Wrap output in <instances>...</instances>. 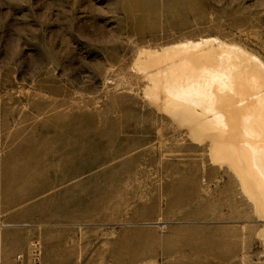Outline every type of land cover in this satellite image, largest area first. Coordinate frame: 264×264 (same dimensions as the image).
<instances>
[{"label": "rangeland", "instance_id": "obj_1", "mask_svg": "<svg viewBox=\"0 0 264 264\" xmlns=\"http://www.w3.org/2000/svg\"><path fill=\"white\" fill-rule=\"evenodd\" d=\"M0 112L61 140L38 160L101 170L85 185L101 227L43 222L40 264H166L201 224L264 264V0H0ZM9 233L5 264L35 235Z\"/></svg>", "mask_w": 264, "mask_h": 264}, {"label": "crops", "instance_id": "obj_2", "mask_svg": "<svg viewBox=\"0 0 264 264\" xmlns=\"http://www.w3.org/2000/svg\"><path fill=\"white\" fill-rule=\"evenodd\" d=\"M20 115L26 114L22 112ZM13 116V112H0V120L25 117ZM8 127L10 132L0 135V224L30 223L39 227H0V259L8 257L11 252L13 242L9 230L12 227L32 229L35 232L33 237L40 240L39 231L43 222L52 225L95 222L101 227L100 222L104 220L102 218L106 215V208L101 207L100 202L92 203L94 192L87 191L85 187L88 177L98 176L101 170L91 168L84 159V152L77 153L76 156L79 157L73 159H58V155L54 157L52 154L51 160L45 162L44 157L43 160H38V149L44 151L47 145H58L61 141L59 138L48 137L45 133L47 129L42 127V123L28 125L19 122L12 125L0 121V131ZM53 131L58 132L59 128H53ZM86 136L90 137L83 131V134L63 139L62 142L83 145L90 142ZM43 151L41 156H50L48 152ZM49 199L50 215L44 213L45 200ZM192 227H186L184 230L203 233L181 234L178 254L173 255V260H168L166 264H172V261L176 260L179 264H236L234 235L214 233L216 230H232L229 224H201ZM195 237L201 238V245H194V241H197ZM172 240L173 235L165 234V243ZM166 252L170 255L173 251Z\"/></svg>", "mask_w": 264, "mask_h": 264}, {"label": "built area", "instance_id": "obj_3", "mask_svg": "<svg viewBox=\"0 0 264 264\" xmlns=\"http://www.w3.org/2000/svg\"><path fill=\"white\" fill-rule=\"evenodd\" d=\"M9 226H17V227H36L38 228V225H32L30 223H14L10 224ZM42 255V245L41 240L38 237H33L27 247V251L25 253L23 252H17L13 255L12 260L10 263L6 264H40ZM0 264H5L0 262Z\"/></svg>", "mask_w": 264, "mask_h": 264}, {"label": "bare ground", "instance_id": "obj_4", "mask_svg": "<svg viewBox=\"0 0 264 264\" xmlns=\"http://www.w3.org/2000/svg\"><path fill=\"white\" fill-rule=\"evenodd\" d=\"M152 51V50H151ZM141 52V51H140ZM155 52V51H154ZM138 54H139V52H138ZM144 54V58H145V60L147 59V60H152L154 57H156V55L157 54H154L153 52L151 53L150 51H146L145 53H143ZM149 62V61H148ZM151 64H152V62H151ZM235 170H236V172H237V175L238 176H244V175H246V174H244V175H241L243 172L242 171H240V169L238 168V167H235ZM254 178V177H253ZM253 178H248V180L250 179V181H253V182H250V183H253L252 185H251V188L255 191V192H260L261 191V187H258L259 186V184L257 183V181H255V180H253ZM246 180H247V178H246ZM262 186V185H261ZM250 189V188H249Z\"/></svg>", "mask_w": 264, "mask_h": 264}]
</instances>
